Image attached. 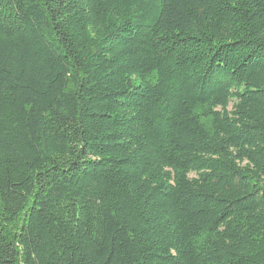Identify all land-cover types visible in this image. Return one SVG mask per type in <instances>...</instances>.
Masks as SVG:
<instances>
[{"label": "trees", "instance_id": "1", "mask_svg": "<svg viewBox=\"0 0 264 264\" xmlns=\"http://www.w3.org/2000/svg\"><path fill=\"white\" fill-rule=\"evenodd\" d=\"M0 264H264V0H0Z\"/></svg>", "mask_w": 264, "mask_h": 264}]
</instances>
